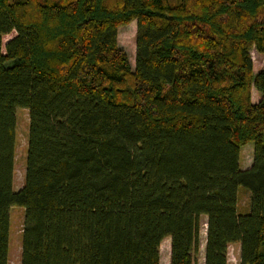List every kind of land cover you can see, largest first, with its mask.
<instances>
[{
	"label": "trees",
	"instance_id": "16d2710c",
	"mask_svg": "<svg viewBox=\"0 0 264 264\" xmlns=\"http://www.w3.org/2000/svg\"><path fill=\"white\" fill-rule=\"evenodd\" d=\"M132 20L133 66L117 40ZM253 49L264 52V0H0V264L13 206L20 264H160L167 237L169 264H197L203 216L204 264H227L233 244L239 264H264Z\"/></svg>",
	"mask_w": 264,
	"mask_h": 264
},
{
	"label": "rangeland",
	"instance_id": "374dc122",
	"mask_svg": "<svg viewBox=\"0 0 264 264\" xmlns=\"http://www.w3.org/2000/svg\"><path fill=\"white\" fill-rule=\"evenodd\" d=\"M135 33L136 21L132 20L118 28V44L127 52L130 64L134 65L135 59ZM253 59V69L257 71L264 62V52L251 51ZM261 96V91L252 87L251 99L256 101ZM17 116V147L14 162V189L19 188L23 182V173L25 168V157L27 151V133H28V111L25 107H18ZM253 141H248L241 147L240 165L249 166L252 162ZM238 210L248 209L250 192L243 186L238 188ZM24 208L22 206H13L10 211L9 224V251L8 264H20L22 225ZM200 227V244L197 264H204V247L206 241V217L203 216ZM239 244H233L228 247L227 264H239ZM170 259V238H165L160 245V264H169Z\"/></svg>",
	"mask_w": 264,
	"mask_h": 264
}]
</instances>
